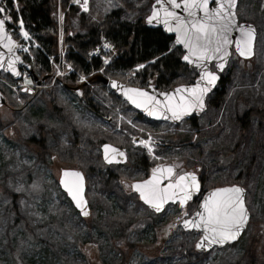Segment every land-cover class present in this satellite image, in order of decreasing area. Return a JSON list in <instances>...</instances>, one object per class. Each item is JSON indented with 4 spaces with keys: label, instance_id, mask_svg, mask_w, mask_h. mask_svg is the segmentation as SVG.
<instances>
[{
    "label": "rangeland",
    "instance_id": "1",
    "mask_svg": "<svg viewBox=\"0 0 264 264\" xmlns=\"http://www.w3.org/2000/svg\"><path fill=\"white\" fill-rule=\"evenodd\" d=\"M77 1L75 0L76 5H79L78 7L94 20L121 7L128 15L134 5L139 3L143 5L150 0H126L128 1L126 4L121 3L124 0H88L87 11L82 7L84 0ZM57 7L60 6L58 4L56 7L53 6L52 12L58 20L63 17V14ZM237 15L241 21L252 23L257 28L255 58L250 62H235L238 65L236 82L228 96L232 106L230 102L224 105L218 116L215 109H210L206 116L196 119V124L183 122L173 126L156 123L139 117L135 111L128 110L127 115L118 113V118L95 119L86 109V92L68 95L58 91L59 101H55V104L52 103L51 106L48 103L47 105L39 104L38 100L32 105L27 104L28 101L37 99L40 94L50 91L52 86L60 85L59 78H55L59 66L53 67L51 73L53 78H48L42 88H38L30 78L27 81L31 83H19L14 86L0 76V89L9 99V106L0 111V182L2 181L0 184V264H64L63 260L58 259V253L72 258L84 255L90 259L91 264H108L111 258H117L116 250L113 248L120 245L123 239L113 238L112 244H109L106 236L111 237V235H105V233L112 231H104L97 227L92 214L90 218L85 219L91 223L90 226L81 223L79 213L59 187L61 170L67 168L80 170L78 165L61 161L56 155H53L55 157L52 159L46 156L38 160L37 142L40 139H47L46 145L52 147V150L48 151L46 148L43 150L52 156L56 148L55 143L51 142L52 138L65 141L75 131H77L76 135L81 133L97 135L95 137H99L100 146L104 141L114 144L124 149L129 156V162L126 165L110 167L103 163L101 152L97 160L96 155L94 157L92 155L90 162L94 166L92 169L96 168V173L86 178V196L93 199L95 204L104 199L102 196L105 197L103 190L99 188L98 175L106 174L107 178H114L113 173L116 172L119 174L120 183H118L124 189L127 198L134 200L130 205L131 211L119 208L113 200L108 201L111 205L110 215L124 220L122 222L124 229L118 231H123L126 237L129 235V240L133 236L136 244L145 245L149 249L146 256L136 250L131 255L129 264H162L161 258L167 260L165 264H177V260L167 256V251L175 240L183 237L182 231L179 228L168 236L162 228L181 213L178 207H169L164 213L156 215L147 208L145 210L144 207L137 205L134 193L129 188L132 182L146 179L155 166L171 163L178 165L182 171H197V164L201 167L202 163L213 165L214 167L206 168L207 178H210L206 179L204 191L235 184L244 186L247 191L246 204L251 214L252 224L238 243L212 250L203 264H264V165L260 168L256 181L251 180L258 174L255 163L264 164L261 160L264 159V139L262 143L258 141V148L253 145L254 139L252 142L249 141V149L248 145L243 147L240 160L237 158L238 151L233 152L235 145L230 146L229 149L223 148L228 153L232 151L233 155L218 153L221 147H216L211 139V136H214L213 132L217 130L226 138L228 144L235 142L240 131L239 124L235 120L236 118L240 120L248 113L250 115L246 121L253 123L252 136H255L258 130L264 129V0H238ZM63 26L64 23L60 24L62 29ZM21 27V25L15 27V33L21 40L20 46L32 52L33 42L22 38ZM56 29L57 39L60 34L59 26ZM60 44L63 49L69 46ZM59 48L60 46L56 45L57 51ZM259 67L261 70L258 73ZM25 89L36 93L34 96L31 94L30 99H23L20 92L27 93ZM89 91L97 100L95 112L102 103H106L104 99H110V92L102 91L96 85L90 87ZM56 95L57 93L54 94ZM65 98L70 99L71 103L65 102ZM29 106L27 110L29 116L23 118L22 122L15 119V114L25 115ZM21 109L24 112H21ZM5 123L10 124L5 127ZM126 125L130 129H127ZM106 133L113 137L116 133L120 135L116 134L117 137L109 138ZM141 140L149 142L151 152L140 143ZM190 141L197 144L199 152L205 153L204 162H192L184 158L185 152H180L179 148L182 144H189ZM45 151H40V154L43 155ZM99 151H101L100 147ZM135 151L145 152L148 157L149 170L143 169L147 172L136 166ZM250 159L254 163L249 161ZM193 163L196 164L193 165ZM247 163L252 165L249 176L244 175L247 172L245 169ZM144 172H146L145 175ZM102 215L105 218L109 214L104 211ZM71 226L81 227V232H76ZM88 233L97 239V244L95 240L89 242ZM184 234L190 243L196 242L197 237L194 233ZM83 249L85 254L81 253ZM118 257L121 258L119 253Z\"/></svg>",
    "mask_w": 264,
    "mask_h": 264
},
{
    "label": "trees",
    "instance_id": "2",
    "mask_svg": "<svg viewBox=\"0 0 264 264\" xmlns=\"http://www.w3.org/2000/svg\"><path fill=\"white\" fill-rule=\"evenodd\" d=\"M154 1L155 0H150L143 5H139L140 3L134 5V7L129 11L128 15L125 13V9L121 7L120 9L112 10L107 15L99 16L93 20L90 19L86 13H84L78 6L74 4L75 0H17L16 7L10 0H7L8 7L12 11L11 16L13 22V25L9 26V30L14 28L18 19L21 18L25 30L32 38L34 44L38 47L31 52L30 56L23 57L26 62L31 64L38 76L45 77L52 72V65L49 61V58H56L57 55V26L54 16L55 14L52 12V7H56V4H58L60 6L61 13L65 17L63 27L65 33V43L69 45L68 47H71L67 50L65 56L66 61L71 64L78 73L90 78L94 85L99 87L102 91L110 92V99H104L106 103H102L98 111L95 112V104H97V100L94 98V95L91 96L89 87L84 85H75V76H73L70 77V79H63L62 81L59 80V84H61V86L58 85L57 87L50 89V91L40 94L37 96V99H32L30 104L32 105L34 101L38 100L39 104L42 103L47 105L48 103V105L51 106L52 103L55 104V101H59L58 91H63L68 95H72L74 91L81 89L84 93L86 92V109L89 114L93 115L95 119L102 117L118 118V113L127 115L128 111L134 112V110L130 108L124 101L117 98L110 91V89L103 85L98 79L105 78L120 81L138 88H146L152 84L157 89L163 91H169L179 85L192 84L193 80L195 79V72L189 71L187 67L182 64L181 58L183 53L181 49L175 47L173 38L165 36L161 30L150 29L145 24V18L150 14ZM127 2L128 1L126 0L123 2L121 1V3L125 4ZM13 36L16 40H18V37L15 34H13ZM103 39L115 46L117 55L114 61L104 69L103 76H98L96 73L102 69V62L97 58L91 59L90 54L92 49H95V47L99 45ZM237 61L240 60L237 59L230 62L228 69L221 77L218 87L208 98V108L209 110L215 109L217 111V116L220 114L219 111L224 105L228 104L229 102L231 104V101L228 100V96L230 94L231 87L236 82L235 77L237 76L238 65L235 62ZM139 65H143V67H139ZM259 68L258 73L259 70H261V68ZM256 72L257 70L255 73ZM240 73L242 74V72ZM1 75L9 82L16 83L10 76L4 74ZM55 93H57L56 96H54ZM21 97L23 99H28L29 95L24 93L21 95ZM65 100V102H70V99L65 98ZM30 106L26 109V111L30 108ZM22 110L23 109H21V112H24ZM119 110H121V112ZM28 112L29 111H27L25 115L15 114V119H18L20 122H22L23 118L29 116ZM248 115L250 114L248 113L240 120H237V118L235 120L239 124L240 129V134L238 133V138L235 142L228 144L226 138L221 136L219 131L216 130L213 132L214 136H211L212 141L216 144V147H221L218 153L231 154L232 151L228 153V151H225L223 148L229 149L232 145H235L233 152H237L238 149L241 150L244 145H248L249 149L248 143L249 141L252 142L253 139L255 140L253 142L254 147H259L258 141L262 143V140L264 139V129L258 130L255 136H252L253 123L246 121ZM230 118H232V116ZM9 124L5 123V127H7ZM125 127L130 129L128 125ZM75 132L70 135L68 140L65 141L52 138L51 142H54L56 147L52 153V156L43 150L45 148L48 151L52 150V147L46 145L47 139H40L37 142V150L39 153L38 160H42L46 156L52 159L55 157L53 155H56L61 161H68L77 164L86 178L88 175L91 177L93 174L94 176L96 173V168L92 169L94 166L91 164L90 158L92 155L93 157L96 155V160L98 157H100L99 137H95L97 135L92 136L85 133H81V135L77 133L78 135H76ZM233 132L235 133L236 130L234 129ZM106 134L109 138H114L120 135L116 133L118 135L115 136L116 134H114L113 137L108 133ZM179 150L180 152H185V159L192 160V162H204L205 153L203 151H201L202 153L199 152L197 144L193 143L192 141H190L189 144H182ZM40 151H45V153L41 155ZM135 154L137 155L135 156L136 166L141 168L142 171H146L143 170L148 168V157L146 156L145 152L135 151ZM215 154L217 155L216 152ZM261 160L264 161V159ZM249 161H252V159ZM195 164L196 163H193V165ZM255 164L258 167V174L251 179L252 181H256L260 172V168L264 165L260 162ZM201 165V174L203 175L207 173V167H214L213 165H208L206 163H202ZM245 169L247 172L244 175L249 176L250 172L252 171V165L247 163ZM203 170L206 172L203 173ZM146 172H144V175ZM113 175L114 178H107L106 174H99L97 177L99 188L103 190L105 196H102L104 199L98 201L95 204L93 199L89 198V196L86 197L89 202L91 214L95 219V225L104 231H112L105 233V235H111V237L106 236L109 244H112L111 240L113 238L117 237L123 239L120 245L116 246V248H113V250H116L115 256H117V258H111L108 264H129V261L132 257L131 255L136 250H139L140 254L146 256L149 249L145 245L136 244L134 242L133 236L132 239L129 240V235L126 237L123 231L119 232L118 230L124 229V224L122 223L124 220L122 221L121 219L114 217L112 214L110 215L111 205L108 203L109 200H113V202L119 208L126 211H131L130 205L134 201L133 199L130 200L127 198L128 196L125 194L124 189L119 184V174L116 172L113 173ZM204 178L205 179L202 178L201 181L205 188V183H207L206 179H209L210 177L207 178L206 174ZM134 196L136 198V204L144 207L139 202L137 196ZM190 208L191 210L188 212L191 213L194 210V207ZM144 209L147 210L145 207ZM104 211L109 214L105 216V218H103L104 216L102 215ZM80 220L81 223L86 224V226L91 225L89 221H85L82 218H80ZM71 228L78 233L81 232V227L71 226ZM167 229L168 230L164 231L165 234L168 232V236L173 234V228L168 227ZM162 230H164V227ZM80 235H82V233H80ZM181 235L183 237H181L179 240H175L168 247L167 256L177 260V264H203L209 254H199L195 249V243H190L184 232H181ZM88 237L89 242H93V240H95L97 244V239L93 237L91 233H88ZM99 237H101V235H99ZM82 252L85 254L84 249L81 251V253ZM98 252L100 253V247ZM118 253L121 258L118 257ZM58 256V259L60 261L63 260L64 264H91L90 259L84 255L73 256L74 258H72L71 256L68 257L66 254L58 253ZM160 261L162 264H165L167 260L161 258Z\"/></svg>",
    "mask_w": 264,
    "mask_h": 264
},
{
    "label": "snow or ice",
    "instance_id": "3",
    "mask_svg": "<svg viewBox=\"0 0 264 264\" xmlns=\"http://www.w3.org/2000/svg\"><path fill=\"white\" fill-rule=\"evenodd\" d=\"M157 5L163 9V23L169 31L177 33L176 42L182 44L187 49V55L183 56L185 61L195 64L201 69L200 80L191 87L180 86L172 92H162L163 100L157 99L143 89L126 88L123 89L128 100L137 108H143L149 115L171 120H180L194 109H203L205 106V94L209 88L214 86L219 79L214 71L208 70L207 61L216 59L218 63L215 67L223 70L225 67V57L229 55L228 46L234 44L236 52L241 57H251L253 55V42L255 40V29L251 26L244 27L237 24L235 12L237 0H214L216 7H209V0H168L171 8L164 7L163 0H156ZM188 13V18L181 17L178 13L171 10L180 8ZM82 7L88 10V0H84ZM6 9L0 7V13H5ZM202 12L200 16L198 13ZM10 21L11 17H7ZM159 22L160 10L153 8L152 15L148 17V22L153 20ZM174 22V26L173 23ZM21 26L23 21H20ZM238 29L240 35L237 39L230 38L233 29ZM23 36L28 37V33L23 31ZM8 40L6 45L11 52L14 41L6 35V21L0 19V40ZM105 48L111 45L105 44ZM19 60V57H15ZM3 56L0 55V67H3ZM105 59V63H107ZM143 67V65H139ZM8 68L19 76L20 73L15 68V62L9 60ZM103 70V69H101ZM84 79V77H81ZM201 81L206 83L201 84ZM31 83V81H27ZM113 87L118 86L115 81ZM30 91V89H25ZM141 144L152 151L148 141L141 140ZM105 159L112 162L114 157H109V151L120 157L124 153L111 145H104ZM174 166L154 168L150 179L135 183L131 187L139 193L140 198L154 209L161 212L168 201L175 203L179 201L183 207L193 194L200 190L199 180L194 172H185L173 177ZM64 179L61 184L67 190L69 196L75 201L76 207L81 210L83 215H88L86 201L83 198V176L79 172L64 171ZM168 179L166 185L161 186L163 179ZM35 187V185H34ZM244 188L232 185L230 187H219L211 191L203 200L200 207L202 211H197L193 219L183 220L185 228L201 230L203 235L200 242L196 244L197 249H204L211 245H224L226 242L236 240L244 229L249 212L245 205ZM187 213H185L186 215ZM174 225H169V228Z\"/></svg>",
    "mask_w": 264,
    "mask_h": 264
},
{
    "label": "water",
    "instance_id": "4",
    "mask_svg": "<svg viewBox=\"0 0 264 264\" xmlns=\"http://www.w3.org/2000/svg\"><path fill=\"white\" fill-rule=\"evenodd\" d=\"M178 2H180V0H178ZM163 4H164V7L171 8V6L168 4V0H163ZM237 6H238V0H237V3H236L235 8L233 9V11L235 12V19H236V21H237V24L240 25V26H244V27L251 26V27H253V28L255 29V40H254V42H253V55H252L251 57H241V56L239 55V53L236 52V50H235V45L232 44V45H229V46H228L229 55H228L227 57H225L226 63H225V67H224V69H223L222 71L219 70V69H217V68L215 67V65L218 63V61H217L216 59H213V60H210V61H207V62H206V63L208 64V70H209V71H212V65L214 66V68H215V71H214V72H216V74L218 75L219 79L216 81L215 85L212 86V87H210L209 90H208V92L205 94V97H204V99H205V106H204L203 109H194L191 113L186 114V115L183 116L180 120H171V119H165L163 116H161V117H157V116L149 115V113H148L146 110H144L143 108H137V107L135 106V104H133L131 101H129L128 98H127V96L124 94L123 89H126V88H135V87H131V86H129V85L125 84V83H122V82H120V81H115V82H116V84H117L118 86H122V87H113V85H112L113 80L110 81V80H107V79H105V78L100 79L101 83H102L103 85L108 86V87L112 90V92H113L118 98H121V99H123L124 101H126V102L128 103L129 106H131L133 109H135V110H136L138 113H140L142 116H144V117H146L147 119L152 120V121H156V122H165V123H170V124H172V125H179V124H181L184 120H189V119H191V118L193 117L194 114H195V116H197V117L201 116V115L206 111V100H207V97H208L209 94H211V93L214 91V89H215L216 86L218 85V82H219V80H220V76H221V74L227 69L228 64H229V62H230V59H231V57H232V55H233V52H234L235 55H236L238 58H240L241 60H250L251 58L254 57V54H255V45H256V38H257V29H256V27H255L253 24L245 23V22H244V23H239V19H238L237 13H236V11H237ZM154 7L160 10V19H159V22H158L157 20L154 19L151 23H149V22H148V17H150V16L152 15V12H153V8H154ZM209 7H210V8H214V7H216V4L214 3V0H209ZM171 10L175 11L176 13H178L181 17L188 18V13L184 11V9H183V5H182V4H181V7H180V8H173V9H171ZM163 15H164V13H163V9L160 8V5H157V3H156V1H155V2L153 3V5H152L150 15H149V16L146 18V20H145V24H146V26H147L148 28H150V29H153V30H161L162 33H163L165 36L173 38L174 45H175L177 48H179V49L182 50V52H183V56H184V55H187V54H188V53H187V49H185L184 46H183L182 44H178V43L176 42V36H177V33H176L174 30H173V31H169L168 28L165 27V25H164V23H163ZM198 15L202 16L203 13L200 12V13H198ZM0 19H2V18H0ZM5 21H6V20H5ZM170 23H173V26H174V22H171V21H170ZM7 24H8V21H6V35H7V36H10L11 39H12V41H14L15 43H14V45L12 46V50H11V52H10V51H9V48L6 46V45L8 44V40H7V39L0 40V55L3 56V61H2V62H3V67H0V73L2 72V73H4V74L10 75L14 80L19 81V80H21V78H22V71H21V70H22V69H25V70L31 75L32 79H33L36 83H38V85H41V83H42L45 79H43V80H39L38 77L35 75L33 69L31 68V66H30L29 64L25 63V61L23 60V58L18 54V43H17V41L13 38V36L8 32ZM239 35H240V33H239L238 29L234 28L233 31H232L231 34H230V38L233 39V40H235V39H237V38L239 37ZM15 57H19V60H15ZM9 60H13V61L15 62V68H16V70L20 73L19 76L15 75V74L12 72V70H11L10 68H8V62H9ZM181 62H182L183 65H186V66L188 67L189 70H191V71L195 70L196 73H197L196 80H195V82H194L192 85H183V86L191 87V86L195 85L196 82H197L198 80H200L201 69L198 68L195 64H191V63H189L188 61H185V60L183 59V57H182V59H181ZM204 83H206V81H201V84H204ZM178 87H180V86H178ZM178 87H175L174 89H172V90H170V91H168V92H172V91H174V90H175L176 88H178ZM136 89H140V88H136ZM143 90H144V91H147L149 94L155 96L157 99H160V100H163V99H164V97L160 95V93H162L163 91L157 89L155 86H149L148 88H145V89H143ZM5 106H7V98L5 97V95H3V94L0 92V111H1V109H2L3 107H5ZM106 144H107V145H111V144H108V143H106ZM106 144H104V145H106ZM104 145L102 146L101 150H102V158H103V161L105 162V164H107V165H124V164L127 163V161H128V157H127L126 152L123 151V150L120 149V148H117V147L113 146V145H111V146H112L113 148L119 149V151L123 152V153H124V156H123V157H120V156H118L117 154L112 153L111 151H109V157H114V158L112 159V162H109L108 160H106V159H105ZM166 166H174V165H160V167H166ZM157 167H158V166H157ZM157 167H156V168H157ZM64 171L79 172V173L82 174V176H83V193H82V195H83L84 200L86 201V208H87V211H88V215L85 216V215H83V214L81 213V210H80L79 208L76 207V203H75V201L72 200L71 196L68 195L67 190L65 189V187L61 184V180L64 179V176H63ZM195 174H196V173H195ZM176 175H177V168L174 166L173 177H175ZM151 176H152V172H151L150 176H149L146 180L150 179ZM196 176H197V178H198V180H199V177H198L197 174H196ZM144 181H145V180H144ZM138 182H142V181H138ZM138 182H134L133 184L138 183ZM168 182H169V180H168L167 178H166V179H163V180L161 181V186L166 185ZM133 184H132V185H133ZM199 184H200V181H199ZM59 185H60V188L62 189V191L65 192L66 195H67V197L71 200L73 206H74L75 209L79 212L80 216H81L82 218H84V219L89 218L90 215H91V210H90V207H89V204H88L87 198H86V179H85V176H84L83 172L80 171V170H77V169H63V170L61 171V174H60ZM226 187H230V186H226ZM213 190H214V189H211V190L207 191V192L203 195V197H202V199H201V201H200V203H199V206H198L197 210L192 214V216H191L189 219H193V218L195 217V213H196L197 211H202V209H201V207H200L201 203L203 202L204 198H205V197H206L211 191H213ZM132 191H133L134 193H136V194L138 195L140 201H141V202H142V203H143V204H144V205H145L150 211L154 212L155 214H161V213H163V211L166 209V207H167L168 205H170V204H173V205H175V204H179V201H176L175 203H173L172 201H168V203H166V204L164 205V208L162 209L161 212H155L154 209H153L152 207H150L148 204H146V203L144 202V200H142V199L140 198V195H139L138 192H136L133 188H132ZM200 192H201V184H200V190H199L198 192H195V193L193 194L192 199L189 200V201L187 202V204H185L183 207H181L180 204H179V206H180L181 208L185 209V208L187 207V205H188L190 202L194 201V200L199 196ZM245 196H246V191H244V200H245ZM245 205H246V203H245ZM246 207H247V206H246ZM247 209H248V208H247ZM248 212H249V211H248ZM249 222H250V212H249V219H248V221H247V223H246L244 229L242 230V232L240 233L239 237H238L236 240L231 241V242H226L224 245H211L210 247H207V248H204V249H197V248H196V250H197L198 252H200V253H207V252H209L210 250H212L213 248H216V247H217V248H223V247H225L226 245H232V244L236 243V242L240 239V237L242 236L243 232L246 230V228H247ZM181 226H182V228L184 229V231H186V232H193V231H194V232H196V233H198V234L201 233V234L203 235V232H202L201 230L194 229V228H185V227L183 226V223H181ZM200 239H201V238H200ZM200 239L198 240L197 243L200 242Z\"/></svg>",
    "mask_w": 264,
    "mask_h": 264
},
{
    "label": "flooded vegetation",
    "instance_id": "5",
    "mask_svg": "<svg viewBox=\"0 0 264 264\" xmlns=\"http://www.w3.org/2000/svg\"><path fill=\"white\" fill-rule=\"evenodd\" d=\"M197 120H198V118H196ZM196 119H192L191 120V122H194V124H196ZM240 119V118H239ZM200 126H201V123H200ZM199 132H200V129H199ZM244 146H246V145H244ZM243 150V148H241V150L240 149H238V156H237V158H238V160H240V158H241V154H242V151ZM178 166V165H177ZM147 167H148V170H149V164L147 165ZM177 169H178V175H180V174H183L185 171H182V170H180L178 167H177ZM153 170V169H152ZM151 170V171H152ZM197 170H198V172L200 173L201 172V169H200V166L199 165H197ZM150 171V172H151ZM200 175V178L202 179H205L204 178V176L205 175H203V174H199ZM243 177H244V175H243ZM199 198H200V196H198L193 202H192V204H191V206L190 207H192V206H194L195 205V210L197 209V206H198V202H199ZM195 210H194V212H195ZM193 214V213H192ZM192 214H186L185 216H181L180 218H178L177 220H179V224L181 225V223L183 222V220H185V219H188V218H190V216L192 215ZM168 224L167 225H165L164 226V230H163V232L165 231V230H168L167 228H168ZM195 234V233H194ZM196 235V237H198V238H200L201 237V234H195Z\"/></svg>",
    "mask_w": 264,
    "mask_h": 264
},
{
    "label": "built area",
    "instance_id": "6",
    "mask_svg": "<svg viewBox=\"0 0 264 264\" xmlns=\"http://www.w3.org/2000/svg\"><path fill=\"white\" fill-rule=\"evenodd\" d=\"M105 44L110 45V44L107 43V42H103L102 44H100V45L94 50V52H93V56H99V55H102L103 53L109 54V53H111V52L114 51L112 46L109 47V48H105V47H104ZM107 63H108V62H107ZM107 63H106V64H107ZM82 81H85V79H81V78L78 79V83H81Z\"/></svg>",
    "mask_w": 264,
    "mask_h": 264
},
{
    "label": "bare ground",
    "instance_id": "7",
    "mask_svg": "<svg viewBox=\"0 0 264 264\" xmlns=\"http://www.w3.org/2000/svg\"><path fill=\"white\" fill-rule=\"evenodd\" d=\"M93 50V49H92Z\"/></svg>",
    "mask_w": 264,
    "mask_h": 264
}]
</instances>
